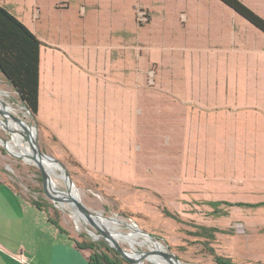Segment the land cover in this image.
Here are the masks:
<instances>
[{
  "label": "rangeland",
  "instance_id": "374dc122",
  "mask_svg": "<svg viewBox=\"0 0 264 264\" xmlns=\"http://www.w3.org/2000/svg\"><path fill=\"white\" fill-rule=\"evenodd\" d=\"M239 1L264 20V0ZM0 7L56 48L47 49L43 61L66 85L74 80L80 88L82 75L99 77L100 90L139 88V154L129 163L138 168L113 178L80 163L38 113L25 110L0 73L1 101L14 109L10 115L31 127L36 119L39 148L66 166L88 209L136 225L182 264H264L263 33L219 0H0ZM121 73L138 74L139 82L115 77ZM104 76H113L109 84ZM189 101L193 113L184 104ZM198 105L209 111L196 113ZM232 108L235 113L226 111ZM232 121L240 123L237 130L221 126ZM22 129L15 130L27 141ZM61 132L64 139L70 134L67 126ZM0 137L10 142L13 135L0 125ZM0 181L44 206L78 243H96L117 257L87 221L76 223L69 205L47 198L35 165L2 145ZM54 183L66 190L63 181ZM128 225L119 231L133 232ZM132 241L138 253L151 251Z\"/></svg>",
  "mask_w": 264,
  "mask_h": 264
},
{
  "label": "crops",
  "instance_id": "0c3cea01",
  "mask_svg": "<svg viewBox=\"0 0 264 264\" xmlns=\"http://www.w3.org/2000/svg\"><path fill=\"white\" fill-rule=\"evenodd\" d=\"M47 49L56 48L42 42L39 122L89 169L113 178L129 177L138 168L129 163L138 161L139 154L136 147L139 137L134 131L139 125V88L100 90L96 87L99 77L91 81L82 75L80 88L75 87L74 80L66 85L65 77L57 75V70L51 72L48 61H43ZM117 76L125 81L139 82L138 74ZM104 77L108 84L113 78ZM184 104L189 105L190 112L195 106L191 101ZM197 108L196 113L209 111L200 105ZM72 110L75 112L71 114ZM226 111L235 113L236 109ZM239 125L232 121L221 126L234 131ZM65 126L70 131V134H62L66 139L60 134ZM122 139L127 140L123 142ZM74 241L68 232L60 231L51 222L44 206L38 207L9 183L0 181V264H89L90 252L77 249Z\"/></svg>",
  "mask_w": 264,
  "mask_h": 264
},
{
  "label": "trees",
  "instance_id": "16d2710c",
  "mask_svg": "<svg viewBox=\"0 0 264 264\" xmlns=\"http://www.w3.org/2000/svg\"><path fill=\"white\" fill-rule=\"evenodd\" d=\"M225 6L264 34V20L247 8L239 0H219ZM42 42L21 22L8 11L0 7V73L17 92L24 106L37 115L40 92V54ZM40 207V204L35 202ZM51 222L66 233L60 224L50 217ZM74 245L81 251L90 252L89 264H130L121 258L99 251L96 243H78ZM219 264H230L218 260Z\"/></svg>",
  "mask_w": 264,
  "mask_h": 264
},
{
  "label": "water",
  "instance_id": "95a60500",
  "mask_svg": "<svg viewBox=\"0 0 264 264\" xmlns=\"http://www.w3.org/2000/svg\"><path fill=\"white\" fill-rule=\"evenodd\" d=\"M24 108H25V110H28L25 106H24ZM0 116L5 119V116H6L5 111L0 109ZM12 119L14 121H16L18 124L22 125V127L24 128L25 133H26L24 136H25V138H27V141L24 140V144H25L24 148L26 149V144H27L29 146V149L32 151L31 155L30 154H23V156H19L16 158L22 159V160L26 161L27 163H31L39 169L41 176H42L43 189H44L45 195L47 196V198L49 200L53 201L56 205H60V206L65 205V204L71 205L72 207H75L77 210H79V212L86 218L89 225L98 233V235L103 237L106 240L108 246L111 249H113L118 255H120L121 258H123L127 263L141 264L144 260H147L150 256L158 255V256L162 257L169 264H182L181 261L177 258V256H175L170 251V249H167L165 251H156V252L149 251L146 253H140L139 257H134L129 252H126L124 249H122L121 246L119 245V243H117L114 240L111 233L109 231L101 228L95 222V220L93 218L97 217V212L91 211L82 203L81 200H78L73 196V188H75V184H74L66 166L61 161L46 155L39 148V144L37 141V121H36V119L34 120L36 126L31 127L29 125L31 127V129H34L36 131L35 137H33V133L30 131V128H27L23 125L21 119L15 117V116H12ZM0 124H3V122L1 120H0ZM31 134H32V137L30 138ZM0 141H2L4 143L3 147L9 153L7 146H6L8 141H6L5 139H3L1 137H0ZM45 161H50V162L58 165L62 169V173L64 175L65 185H66L65 191H58V190L51 188L52 193H50L49 187L51 185V180H50L49 173L47 172V170L44 166ZM141 232L144 235H147L148 237H150L153 241L157 242L156 239L152 235H150L149 233L142 231V230H141Z\"/></svg>",
  "mask_w": 264,
  "mask_h": 264
},
{
  "label": "bare ground",
  "instance_id": "6f19581e",
  "mask_svg": "<svg viewBox=\"0 0 264 264\" xmlns=\"http://www.w3.org/2000/svg\"><path fill=\"white\" fill-rule=\"evenodd\" d=\"M0 109L5 111V113H6V116H5L6 121L5 122L2 121L3 124H0V125L2 127H5L6 129H8L11 132V134L13 135L12 141L8 142L6 145L9 153L15 157L23 156V154H30L31 155L32 151L29 149V146L27 144H26V149L24 148L25 146L21 149L20 146L24 142V138L16 130L22 131L23 130L22 125L18 124L16 121H14L12 119V116H14V115H10V114L14 113V109L12 107L5 105V103L3 101H1V95H0ZM8 117H10L15 123H17V124H13V126L16 130L11 126V123H10ZM22 123L25 127L30 128V131L33 133V137H35L36 131L34 129H31V127L29 126V124L27 122L22 121ZM31 137H32V134L30 135V138ZM0 145L4 146V143L2 141H0ZM19 147H20V151H18L16 149ZM44 166H45L47 172L49 173L50 180H51V185L49 187L50 193H52L51 188L60 191L58 189V187L54 185V184H56V183H54V179L61 180V181H63V183H65V178H64V175L62 173V169L58 165H56L50 161H45ZM73 196L76 199L81 200L76 187L73 188ZM65 205H62V206L66 207ZM69 206L71 207V209L73 211L72 217L75 219L76 223L78 225L85 224V221H87V220L79 212V210H77L75 207H72L71 205H69ZM93 219L101 228L109 231L111 233V235L113 236L114 240L117 243H119V245H121L122 243H126V244L130 245V247L135 252V253L131 252L130 254L134 257H139V254H140L136 251V248L133 247V245H132V243H133L132 240H134V239L141 240V242L147 247H148V245H150L149 248L153 252L165 251V248L160 243L155 242L150 237H148L147 235H144L136 225H128L127 223H125L121 220H118L116 218L106 219L100 213H97V217H95ZM127 225L129 226V228L133 229V232L121 233L119 231V227L120 226H127ZM90 232L93 233L92 231H90ZM98 237H100V236L98 235ZM147 260L154 263V264H169L162 257H160L158 255H152Z\"/></svg>",
  "mask_w": 264,
  "mask_h": 264
}]
</instances>
